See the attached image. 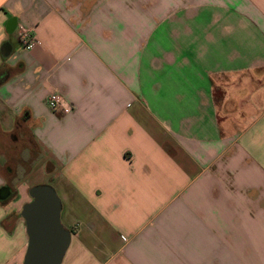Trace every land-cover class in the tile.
<instances>
[{"label":"crops","instance_id":"crops-1","mask_svg":"<svg viewBox=\"0 0 264 264\" xmlns=\"http://www.w3.org/2000/svg\"><path fill=\"white\" fill-rule=\"evenodd\" d=\"M36 186L61 264H264V0H0V264Z\"/></svg>","mask_w":264,"mask_h":264},{"label":"water","instance_id":"water-1","mask_svg":"<svg viewBox=\"0 0 264 264\" xmlns=\"http://www.w3.org/2000/svg\"><path fill=\"white\" fill-rule=\"evenodd\" d=\"M34 202L27 205L29 248L24 264H61L70 243V232L60 222V202L49 186L31 189Z\"/></svg>","mask_w":264,"mask_h":264},{"label":"built area","instance_id":"built-area-1","mask_svg":"<svg viewBox=\"0 0 264 264\" xmlns=\"http://www.w3.org/2000/svg\"><path fill=\"white\" fill-rule=\"evenodd\" d=\"M19 42L27 50L33 49L39 43L37 38L25 29H22L19 35ZM46 104L54 114L59 116L69 115L74 109L73 104L59 92L51 93L46 100Z\"/></svg>","mask_w":264,"mask_h":264}]
</instances>
